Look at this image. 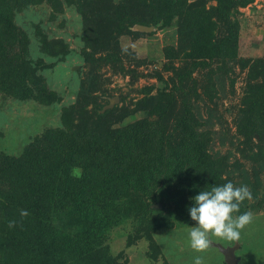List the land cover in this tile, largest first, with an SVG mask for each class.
I'll return each mask as SVG.
<instances>
[{
  "label": "trees",
  "instance_id": "16d2710c",
  "mask_svg": "<svg viewBox=\"0 0 264 264\" xmlns=\"http://www.w3.org/2000/svg\"><path fill=\"white\" fill-rule=\"evenodd\" d=\"M96 1H104V6ZM109 1L79 3L77 10L83 13L87 28L84 46L90 47L82 52L85 64L95 70L108 62L107 53L93 56L103 48L102 32L115 39L120 32L133 31L134 23L164 26L174 20L176 39L166 56L188 60V72L197 66L212 67L206 70L204 83L209 99L211 77L220 80L227 61L247 66L237 134H243L247 142L248 132L264 133L263 57H235L234 6L251 0H215L211 5L205 0H123L107 5ZM32 2H43L55 12L61 9L59 0H0V91L48 104L57 97L41 70L51 63L29 57L27 32L14 20L15 11ZM35 33H42L38 26ZM40 41L39 49L50 56L66 52L60 39L41 34ZM158 92L148 97L153 101L149 113L156 118L124 120L135 115L132 110L113 117L112 122L104 119L110 108L89 113L83 109L85 93L78 96L74 109L61 111L58 125L35 134L20 152L0 151V264H124L123 249L116 253L110 249L112 227L131 220L125 246L144 235L153 251L152 235L171 224L174 214L194 222L188 211L192 197L214 185L229 181L236 185L233 169L247 178L246 167L238 169L233 163L228 168L224 158L210 149L221 132L212 127V116L205 115L198 100L190 99L188 106L174 110L171 99L161 101ZM161 115L165 116L161 119ZM223 134H231L228 127ZM260 152L245 156L251 161L254 180L259 173L254 162L263 159ZM251 194L257 199L255 191ZM247 201L233 214L247 211ZM258 201L263 205L264 195ZM21 210L28 215L22 217ZM9 221H15V227L9 228Z\"/></svg>",
  "mask_w": 264,
  "mask_h": 264
},
{
  "label": "rangeland",
  "instance_id": "374dc122",
  "mask_svg": "<svg viewBox=\"0 0 264 264\" xmlns=\"http://www.w3.org/2000/svg\"><path fill=\"white\" fill-rule=\"evenodd\" d=\"M59 1L61 9L57 12L43 2H32L14 13L15 23L27 32L29 57H40L44 62L51 63L41 73L57 100L48 104L39 103L32 99L14 98L0 91V151L11 154L20 152L35 134L51 125H58L61 111L69 106L75 107L78 96H84L85 93L88 98L83 109L88 113L96 109L100 111L109 97L117 96L114 104L105 111L104 119L109 118L110 122L114 121L113 117L129 114L132 110L135 115L126 116L124 120L156 118V114L149 113L153 101H148V97L158 91L161 92V101L171 99L174 110L185 108L189 100L195 98L194 101L198 100L203 105L205 115L212 116V127L221 132L217 139L214 138L215 144L210 149L224 158L228 168L233 163L238 169L246 167V179L240 173L236 175L234 169L231 171L237 186L247 185L251 193L255 191L257 195V199L253 194L251 200L247 199V211L253 213L251 223L241 230L239 241L229 242L213 236L209 248L197 252L190 247L188 239V229L195 222H188L179 214H174L169 218L171 224L153 231L152 251L144 235L125 246L127 234L132 230V221L125 219L112 227L108 238L110 249L113 253L123 249L126 258L124 264H193L196 256H201L204 264H225L218 246H232L237 264H264V204L260 205L258 201L264 195V133L260 136L258 131L248 132L250 137L245 142L243 134H237L235 125L242 106L247 66L241 68L237 61H227L222 67L224 74L221 79L211 77L214 89L210 88L212 97L209 99L204 93V83L207 82L206 70L212 67L197 66L188 72V60L167 57L165 54L176 39V26L172 20L164 26L154 24L151 31H139L131 26L133 31L120 32L115 39H108L109 33L102 32L99 42L103 48L96 49L93 56L107 53L109 60L93 70L94 67L82 60L83 50H89L90 47L84 46L87 28L83 13L77 9L85 0ZM120 1L123 0H110L106 4ZM205 2L211 5L215 0ZM103 3L95 4L104 6ZM234 7L233 16L238 24L235 57H263L264 61V0H251L242 5L235 4ZM100 25L99 29L102 27ZM37 26L46 39H60L66 46V52L50 56L41 51V34L35 33ZM162 116L165 115H161V119ZM170 121L173 122L172 117ZM227 127L233 133V139L229 137L231 134H223ZM251 151H258V155L263 157L257 162L253 161L259 172L258 180H254L250 173L251 161L245 157ZM242 180L244 183H241Z\"/></svg>",
  "mask_w": 264,
  "mask_h": 264
},
{
  "label": "clouds",
  "instance_id": "9594fccd",
  "mask_svg": "<svg viewBox=\"0 0 264 264\" xmlns=\"http://www.w3.org/2000/svg\"><path fill=\"white\" fill-rule=\"evenodd\" d=\"M246 199H252L249 187L236 186L230 181L223 185H214L210 190L200 191L192 197L193 205L188 211L195 223L188 229L190 247L197 252H203L209 248L213 236L229 242L239 241L241 230L251 223L253 213H233L240 211V205ZM20 215L27 216L28 212L21 210ZM15 223L9 221L8 227H15ZM193 264H204V260L201 256H196Z\"/></svg>",
  "mask_w": 264,
  "mask_h": 264
},
{
  "label": "water",
  "instance_id": "95a60500",
  "mask_svg": "<svg viewBox=\"0 0 264 264\" xmlns=\"http://www.w3.org/2000/svg\"><path fill=\"white\" fill-rule=\"evenodd\" d=\"M132 28L136 29V30H139V31H151L154 28V25H146V24H142V23H134L132 25ZM116 100H117V96L109 97L108 98V102L102 106L100 111L102 112L103 110L111 107ZM153 205L155 207H159L160 206L159 203H155ZM218 247H219V250L221 251V253L223 254V259H224V263L225 264H237L236 258L234 257L233 247L232 246L222 247V246L219 245Z\"/></svg>",
  "mask_w": 264,
  "mask_h": 264
}]
</instances>
